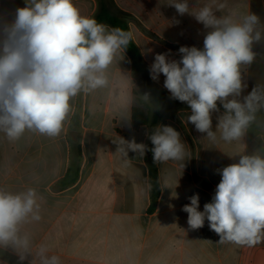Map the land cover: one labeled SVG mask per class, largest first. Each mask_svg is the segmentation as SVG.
Listing matches in <instances>:
<instances>
[{
  "label": "crops",
  "instance_id": "obj_1",
  "mask_svg": "<svg viewBox=\"0 0 264 264\" xmlns=\"http://www.w3.org/2000/svg\"><path fill=\"white\" fill-rule=\"evenodd\" d=\"M110 2L127 17L149 81L136 72L126 51L121 52L108 69L109 87L71 99V111L58 136L26 131L19 140L10 141L0 132V189L18 193L34 188L39 196L41 219L25 224L23 230L34 245H47L49 255L58 256L61 264H264V240L252 247L220 244L207 220L202 228L192 230L188 214L182 211L194 194L199 195L198 210L203 211L221 180L218 170L238 162L239 155H264L256 142L259 137L264 141V110L256 114V131L248 129L238 141L225 142L217 131V140L212 142L197 132L187 122L190 107L171 98L163 74L157 81L151 78L150 66L157 53L180 60L181 46L202 49L208 30L194 17L178 15L168 5L171 0ZM205 2L189 0V5ZM101 3L73 0L81 15L89 18ZM227 3L226 11L254 13L264 24V0ZM24 6L25 0H0V24L10 23L16 9ZM253 50L257 57L244 70L247 88L242 96L256 84H264V42ZM152 87L162 92L160 103ZM144 93L150 95L151 103L143 102ZM218 115L212 116L214 131ZM159 125L172 126L180 133L190 153L183 170L182 162H154L149 136ZM119 137L135 138L148 151L144 157L130 152L126 164L116 151ZM78 146L82 152L78 179L62 188ZM0 264H17V257L11 250L0 249Z\"/></svg>",
  "mask_w": 264,
  "mask_h": 264
},
{
  "label": "clouds",
  "instance_id": "obj_2",
  "mask_svg": "<svg viewBox=\"0 0 264 264\" xmlns=\"http://www.w3.org/2000/svg\"><path fill=\"white\" fill-rule=\"evenodd\" d=\"M168 5L180 16L194 17L208 31L202 49L179 48L180 60L157 53L151 78L157 81L164 75L171 98L190 107L187 122L210 141L217 140V131L225 142L241 140L264 110V84L242 96L247 88L244 70L256 60L254 45L264 42V24L254 13L226 11L227 0L192 7L189 0H171ZM131 40L130 32L81 15L73 0H25L10 23L0 24V132L10 141L26 131L58 136L71 99L109 87L108 69ZM140 97L151 103L148 93ZM214 113H219L216 131ZM130 119L129 115L126 120ZM149 139L154 162H182L183 170L190 153L176 129L159 125ZM116 145L126 164L130 152L144 157L148 151L135 138L119 137ZM238 157V162L218 170L221 180L203 211L198 210V194L182 211L188 214L190 229L202 228L207 220L218 243L252 247L264 240V155ZM38 199L34 188L18 193L0 189V249L11 250L17 264H61L58 256L49 255L47 245H34L23 230L25 224L41 219Z\"/></svg>",
  "mask_w": 264,
  "mask_h": 264
},
{
  "label": "trees",
  "instance_id": "obj_3",
  "mask_svg": "<svg viewBox=\"0 0 264 264\" xmlns=\"http://www.w3.org/2000/svg\"><path fill=\"white\" fill-rule=\"evenodd\" d=\"M93 18L98 23H101L104 25L109 24L112 28L119 27L123 29L124 31L131 33L127 17L124 15L122 16L115 15L111 11V9L104 3H101L99 11L96 13V15ZM125 51L130 56L136 72L141 76V78L144 81H149V74L144 65L142 53L140 49L138 48V46L136 45V43L134 42L133 38L130 41ZM151 91L155 94L156 100L158 101V103L161 102L162 98L164 99L163 94L159 89L152 87ZM249 131L250 133H254L256 131V127L254 124H252L249 127ZM262 150H264L263 147H262ZM81 158H82V152H81L80 147L78 146L74 152L72 165L68 170V174L66 178L60 183V187L62 188L69 187L70 185L74 184L77 181L78 176H79V171H80ZM151 171L153 173L156 172V168L154 165L151 166Z\"/></svg>",
  "mask_w": 264,
  "mask_h": 264
},
{
  "label": "rangeland",
  "instance_id": "obj_4",
  "mask_svg": "<svg viewBox=\"0 0 264 264\" xmlns=\"http://www.w3.org/2000/svg\"><path fill=\"white\" fill-rule=\"evenodd\" d=\"M104 3L111 9V11L115 14V15H118V16H121L120 12L118 11V9H115L110 0H103ZM255 134H258L257 132ZM257 136V135H256Z\"/></svg>",
  "mask_w": 264,
  "mask_h": 264
},
{
  "label": "water",
  "instance_id": "obj_5",
  "mask_svg": "<svg viewBox=\"0 0 264 264\" xmlns=\"http://www.w3.org/2000/svg\"><path fill=\"white\" fill-rule=\"evenodd\" d=\"M73 138H75V135H73ZM256 142H257V144H259L260 146H262L264 148V141H262V138L261 139H260V137L257 138Z\"/></svg>",
  "mask_w": 264,
  "mask_h": 264
}]
</instances>
